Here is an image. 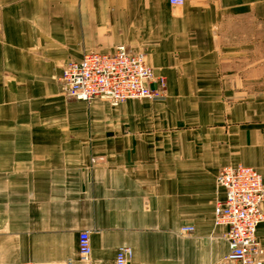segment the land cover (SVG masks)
I'll return each mask as SVG.
<instances>
[{
  "label": "crops",
  "instance_id": "crops-1",
  "mask_svg": "<svg viewBox=\"0 0 264 264\" xmlns=\"http://www.w3.org/2000/svg\"><path fill=\"white\" fill-rule=\"evenodd\" d=\"M119 44L164 98L67 96L63 65ZM239 164L264 181V0H0V264H82V230L91 264H221Z\"/></svg>",
  "mask_w": 264,
  "mask_h": 264
},
{
  "label": "built area",
  "instance_id": "built-area-1",
  "mask_svg": "<svg viewBox=\"0 0 264 264\" xmlns=\"http://www.w3.org/2000/svg\"><path fill=\"white\" fill-rule=\"evenodd\" d=\"M168 1L172 5L183 2ZM60 81L67 96L86 102L99 98L116 105L128 99L164 98L165 80L154 78L145 53L131 50L124 44L117 45L111 53L88 51L80 60L65 63ZM152 81L158 82L160 90L150 87ZM216 183L225 192L224 198L214 206V224L227 227L228 252L221 264H264V247L256 237V228L264 219L262 175L251 166H225L218 171ZM180 230L191 233L194 227L184 225ZM78 252L82 264H91L87 230L78 235ZM131 254L128 246L118 248L115 264L129 263Z\"/></svg>",
  "mask_w": 264,
  "mask_h": 264
},
{
  "label": "bare ground",
  "instance_id": "bare-ground-1",
  "mask_svg": "<svg viewBox=\"0 0 264 264\" xmlns=\"http://www.w3.org/2000/svg\"><path fill=\"white\" fill-rule=\"evenodd\" d=\"M99 99V98H98ZM93 100V99H92ZM103 100V99H102ZM122 103V102H121Z\"/></svg>",
  "mask_w": 264,
  "mask_h": 264
},
{
  "label": "rangeland",
  "instance_id": "rangeland-1",
  "mask_svg": "<svg viewBox=\"0 0 264 264\" xmlns=\"http://www.w3.org/2000/svg\"><path fill=\"white\" fill-rule=\"evenodd\" d=\"M224 167H225V166H224ZM220 169H221V168H220ZM220 169H219V170H220Z\"/></svg>",
  "mask_w": 264,
  "mask_h": 264
}]
</instances>
